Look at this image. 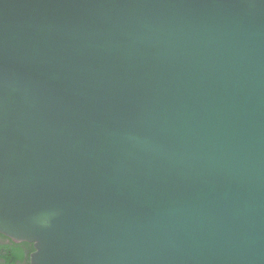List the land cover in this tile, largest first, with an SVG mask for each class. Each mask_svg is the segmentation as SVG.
I'll use <instances>...</instances> for the list:
<instances>
[{
	"label": "water",
	"instance_id": "95a60500",
	"mask_svg": "<svg viewBox=\"0 0 264 264\" xmlns=\"http://www.w3.org/2000/svg\"><path fill=\"white\" fill-rule=\"evenodd\" d=\"M0 234L264 264V0H0Z\"/></svg>",
	"mask_w": 264,
	"mask_h": 264
},
{
	"label": "flooded vegetation",
	"instance_id": "af4514ba",
	"mask_svg": "<svg viewBox=\"0 0 264 264\" xmlns=\"http://www.w3.org/2000/svg\"><path fill=\"white\" fill-rule=\"evenodd\" d=\"M33 245L15 242L0 234V264H30Z\"/></svg>",
	"mask_w": 264,
	"mask_h": 264
}]
</instances>
